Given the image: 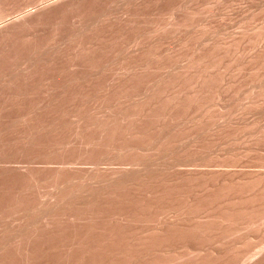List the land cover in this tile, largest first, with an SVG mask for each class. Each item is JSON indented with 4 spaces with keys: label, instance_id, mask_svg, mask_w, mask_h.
I'll return each instance as SVG.
<instances>
[{
    "label": "rangeland",
    "instance_id": "374dc122",
    "mask_svg": "<svg viewBox=\"0 0 264 264\" xmlns=\"http://www.w3.org/2000/svg\"><path fill=\"white\" fill-rule=\"evenodd\" d=\"M0 264H264V0H0Z\"/></svg>",
    "mask_w": 264,
    "mask_h": 264
}]
</instances>
